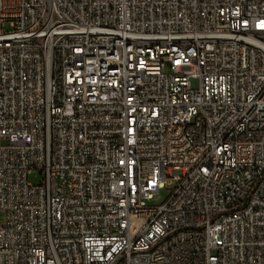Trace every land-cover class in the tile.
<instances>
[{
  "label": "built area",
  "instance_id": "2783aa9c",
  "mask_svg": "<svg viewBox=\"0 0 264 264\" xmlns=\"http://www.w3.org/2000/svg\"><path fill=\"white\" fill-rule=\"evenodd\" d=\"M0 264H264V0H0Z\"/></svg>",
  "mask_w": 264,
  "mask_h": 264
},
{
  "label": "rangeland",
  "instance_id": "374dc122",
  "mask_svg": "<svg viewBox=\"0 0 264 264\" xmlns=\"http://www.w3.org/2000/svg\"><path fill=\"white\" fill-rule=\"evenodd\" d=\"M41 180V175L39 172H34L30 175V181L33 183H39ZM170 194V190L163 188L157 193L154 198L149 202L150 204H159L164 202Z\"/></svg>",
  "mask_w": 264,
  "mask_h": 264
}]
</instances>
